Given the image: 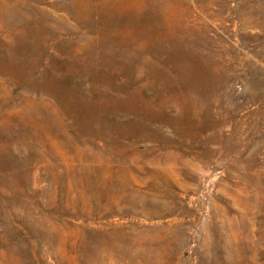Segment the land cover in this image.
<instances>
[{
  "label": "rangeland",
  "instance_id": "1",
  "mask_svg": "<svg viewBox=\"0 0 264 264\" xmlns=\"http://www.w3.org/2000/svg\"><path fill=\"white\" fill-rule=\"evenodd\" d=\"M0 264H264V0H0Z\"/></svg>",
  "mask_w": 264,
  "mask_h": 264
}]
</instances>
